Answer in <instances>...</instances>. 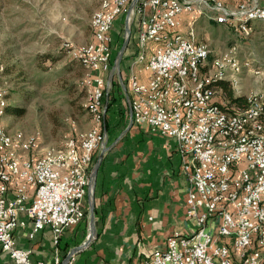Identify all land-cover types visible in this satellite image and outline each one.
I'll list each match as a JSON object with an SVG mask.
<instances>
[{
  "label": "built area",
  "instance_id": "obj_1",
  "mask_svg": "<svg viewBox=\"0 0 264 264\" xmlns=\"http://www.w3.org/2000/svg\"><path fill=\"white\" fill-rule=\"evenodd\" d=\"M129 1L109 0L102 7L93 44L86 48L65 46L69 53L83 56L85 66H91V74H85L82 85L93 93L90 107H100L102 116L108 91L105 74L112 64L111 36L104 33V25L124 14ZM133 12L138 17L137 49L138 43L154 33L173 35V42L155 46L152 52H157V59L155 65L144 70L149 74L146 80L132 84L129 74L130 116L137 119V126L175 139L183 157L182 172L189 183L186 214L196 222L193 232L172 233L165 246L152 250L141 264H264V120L253 122L255 127H261L256 137L242 135L243 122H236V118L234 134L223 131L220 107L226 102L215 100L220 68L214 67V54L198 58V51L207 45L198 46L191 38L177 41L175 30L183 12H208L241 34L239 20L243 15H264V0H240L234 6L225 0H138ZM236 48H227L225 60L235 55ZM203 66H210V73H203ZM185 70L193 71V79H185ZM251 70L258 72L257 68L250 67ZM156 74H163L161 84H153ZM168 77H175L174 86H167ZM143 82L152 83L158 97H165L171 104V112L157 109L158 97H143ZM178 84H185L187 90L182 105H175ZM207 102H214V109H207ZM232 107L258 104L252 98L251 105ZM97 129L99 138L94 148L76 145V138L87 141L82 134L73 137L71 156L55 157V150L36 155L40 144L23 143L19 157H11L10 146L16 144L12 139L5 150H0V251L9 256L12 264H41L32 261L30 247L19 246L15 239V229L23 226L26 219L31 223L29 239L49 228L54 245L65 228L83 219L88 169L105 137L102 128ZM55 158H62V166H54ZM71 165H78V173H71ZM209 219L213 222L209 223ZM246 249H254L251 263L243 262ZM72 259L73 255L67 264ZM52 264H62L57 251Z\"/></svg>",
  "mask_w": 264,
  "mask_h": 264
},
{
  "label": "crops",
  "instance_id": "obj_2",
  "mask_svg": "<svg viewBox=\"0 0 264 264\" xmlns=\"http://www.w3.org/2000/svg\"><path fill=\"white\" fill-rule=\"evenodd\" d=\"M123 17L126 19L123 14L119 15L118 21L126 33ZM211 19L214 18L208 12H183L175 30L195 43L207 45L210 52V43L214 39L206 31L211 24H216ZM128 28L127 44L120 64L114 68L112 59L111 68L105 74L108 87H114V94L111 97L107 91L101 123L105 137L94 151L88 169V219L85 221L83 218L78 224L65 228L57 248L63 260L71 249L83 245L73 254L71 264H141L152 250L163 248L172 233H191L196 228L195 219L186 214L189 183L182 172L183 157L177 151L175 139L137 126L131 119L129 74L135 75L139 83L141 79L146 80L149 74L144 71L147 69L145 63L135 59L141 46L138 44L137 49L138 17L134 12L128 20ZM119 30L114 24L110 27V45L118 38ZM113 33L116 38H113ZM149 45L145 49L147 56L154 49ZM207 72L205 69L203 73ZM87 124L90 125L89 122ZM43 148L40 147L36 155L46 150L43 151ZM100 154L102 157L95 168ZM29 191L31 193L32 189ZM91 216L95 236L85 244L87 233L91 234ZM20 217L25 219L23 213ZM30 228L31 223L26 219L23 226L15 229L18 245L31 248L34 263L49 264L52 245L50 229L44 228L29 239L27 233ZM211 231L215 235L216 226ZM12 263L9 256L0 251V264Z\"/></svg>",
  "mask_w": 264,
  "mask_h": 264
},
{
  "label": "rangeland",
  "instance_id": "obj_3",
  "mask_svg": "<svg viewBox=\"0 0 264 264\" xmlns=\"http://www.w3.org/2000/svg\"><path fill=\"white\" fill-rule=\"evenodd\" d=\"M100 1L0 0V85L6 91L8 104L0 124L13 138L36 134L44 151L63 147L68 138L90 127L85 108L89 92L82 85L88 70L68 55V48L63 49L66 44L80 47L92 40V13ZM237 1L225 2L234 6ZM126 14L127 11L123 16ZM118 18L113 21L120 29L118 38L111 44L113 60L126 39ZM211 20L216 24H211L206 31L214 39L208 57L214 54V58H219L227 53L228 47H237L223 70L235 94L242 93L250 101L254 98L264 107V22L239 20L241 34H237L227 22L218 18ZM113 38H116L114 33ZM149 44V47L156 46L154 42ZM250 67L257 68L258 72L250 71ZM108 92L112 97L114 87H108ZM215 96L216 100L224 96L222 90ZM88 211L86 200L85 221ZM88 235L91 240L95 231L92 235L88 232L86 240ZM58 244L51 245L49 264Z\"/></svg>",
  "mask_w": 264,
  "mask_h": 264
},
{
  "label": "bare ground",
  "instance_id": "obj_4",
  "mask_svg": "<svg viewBox=\"0 0 264 264\" xmlns=\"http://www.w3.org/2000/svg\"><path fill=\"white\" fill-rule=\"evenodd\" d=\"M163 2H175V0H160ZM109 0H101L98 7L93 11L91 18V30H92V40L87 42L85 45L74 48H86L87 44H93L95 41V37L97 36V28H96V20L98 19L102 7L107 5ZM221 20V19H220ZM240 20L243 21H261L264 22V15H243ZM226 22L225 20H222ZM228 23V22H227ZM113 21H107L106 25H104V33H109L110 27L112 26ZM177 41H185L189 40V38L176 33ZM192 41V40H191ZM150 42H154L156 46L166 45V43L173 42V35H161V33H154V35H149L145 37V40L142 43H138L141 46V50L137 54L135 58L137 62L145 63L146 67H152L155 65V61L157 59V52H151L150 55L145 54V49L147 44ZM195 43V42H193ZM198 46H205L203 43H195ZM234 47V46H232ZM155 48V47H154ZM154 51V49L152 50ZM67 53L72 58L76 59L83 67L88 70V74H91V66H85V58L83 56H77L74 53H69L67 49ZM209 51L207 48L202 49V51H198V58L208 57ZM227 53H222V56L219 58H214V67L219 69L218 79H225L226 74L223 70L225 65L229 60L226 59ZM1 59V55H0ZM207 69V73H210L209 66H203V72ZM185 79H193V71L185 70ZM228 77V81L231 83ZM130 80L132 84H139L135 75H130ZM232 80V79H231ZM163 82V74H156L153 76V84H161ZM175 85V77L167 78V86ZM1 93H0V117L4 115L5 107H6V91L0 85ZM143 97L144 98H156L158 97V90H152V83L143 84ZM182 97H187V90H185V84H178L177 94H175V105H182ZM248 105H251V101L248 99ZM93 103V93L89 92L88 101L85 105L86 112L90 118V127L86 130L78 131L77 134H82L83 137H87V141L84 138H76V145L78 146H86V148H94L97 144L99 138V129L101 128L102 123V110L100 107H90ZM258 107H245V108H232L225 109L222 106L220 107V116L222 117V125L223 131L226 134H234L233 127V118H236V122H243L242 126V135H247V137H256V134H261V127H255L253 122H258V120H264V107L261 103H258ZM157 109L160 112H171V104L165 101V97L157 98ZM207 109H214V102H207ZM133 123L137 124V119H132ZM250 121V122H249ZM12 139L13 143L10 146V156L11 157H19L20 155V144L32 145L39 144L38 137L36 135L31 134L26 138L16 139L13 138L12 135L8 132L7 129L3 125L0 124V150H5L6 145ZM72 142L73 137L68 138L66 143L61 148H47L42 154H48V152H54L55 157H64L71 156L72 154ZM39 148V147H38ZM54 166H62V158L54 159ZM71 173H78V165H71ZM254 256V249H246L243 255L244 263H251Z\"/></svg>",
  "mask_w": 264,
  "mask_h": 264
},
{
  "label": "trees",
  "instance_id": "obj_5",
  "mask_svg": "<svg viewBox=\"0 0 264 264\" xmlns=\"http://www.w3.org/2000/svg\"><path fill=\"white\" fill-rule=\"evenodd\" d=\"M66 51V48L63 49ZM229 81H226L225 79H217L216 85H217V93L218 91L222 90V93L224 96H221L220 99H217L218 102L226 101V105H222L225 109H232V106L237 107H244L248 106V99L244 94L237 93L235 94L231 84H229ZM8 104L5 107L7 110ZM5 110V111H6Z\"/></svg>",
  "mask_w": 264,
  "mask_h": 264
},
{
  "label": "water",
  "instance_id": "obj_6",
  "mask_svg": "<svg viewBox=\"0 0 264 264\" xmlns=\"http://www.w3.org/2000/svg\"><path fill=\"white\" fill-rule=\"evenodd\" d=\"M138 0H131L130 3H129V7H128V10H127V14H126V19H125V22H126V26H125V30H126V33H129V28H128V20H129V16H130V12L133 10L134 6L136 5ZM127 44V39L124 40L122 46L119 48L117 54H116V57L114 59V68L115 67H118L119 64H120V61H121V58H122V54H123V51L125 49V46ZM102 157V154L99 155V158L95 164V168H97V165L100 161ZM89 185H90V178H89ZM89 187V186H88ZM91 235L92 233L94 232V227L92 225V216H91ZM91 236L88 237L87 241L85 244H87L90 240ZM83 247V245L81 246H76L74 247L73 249H71L64 257V259L62 260V264H67L68 263V260L69 258L71 257V255H73L76 251L80 250L81 248Z\"/></svg>",
  "mask_w": 264,
  "mask_h": 264
}]
</instances>
